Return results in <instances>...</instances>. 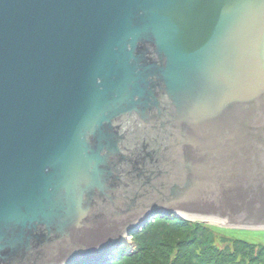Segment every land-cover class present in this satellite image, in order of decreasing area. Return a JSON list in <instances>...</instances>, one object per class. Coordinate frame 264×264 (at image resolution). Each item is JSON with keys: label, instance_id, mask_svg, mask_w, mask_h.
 <instances>
[{"label": "water", "instance_id": "water-1", "mask_svg": "<svg viewBox=\"0 0 264 264\" xmlns=\"http://www.w3.org/2000/svg\"><path fill=\"white\" fill-rule=\"evenodd\" d=\"M158 216L264 229V0H0V264Z\"/></svg>", "mask_w": 264, "mask_h": 264}, {"label": "trees", "instance_id": "trees-1", "mask_svg": "<svg viewBox=\"0 0 264 264\" xmlns=\"http://www.w3.org/2000/svg\"><path fill=\"white\" fill-rule=\"evenodd\" d=\"M222 231L202 222L159 218L135 235L137 250L113 264H264V245Z\"/></svg>", "mask_w": 264, "mask_h": 264}, {"label": "rangeland", "instance_id": "rangeland-1", "mask_svg": "<svg viewBox=\"0 0 264 264\" xmlns=\"http://www.w3.org/2000/svg\"><path fill=\"white\" fill-rule=\"evenodd\" d=\"M166 218H168V217H166ZM168 219L174 220V218H168ZM179 219H181V218H179ZM184 220H189V219L187 218ZM231 224H235V223H230V225ZM242 226H244V225H242ZM242 226L241 225H235V226L230 227V226L220 225V227L219 226H216V227L219 229L222 228L223 229L222 232H224L229 237L234 236V237L240 238L242 240L245 239V240L252 242V243L255 242V243L264 245V229H258V228L251 229V228H246V227H242ZM135 238H136V236L134 235V237L128 238L125 241L126 245H125V247H123L124 252L127 250H131V247L133 248V245L136 244Z\"/></svg>", "mask_w": 264, "mask_h": 264}, {"label": "bare ground", "instance_id": "bare-ground-1", "mask_svg": "<svg viewBox=\"0 0 264 264\" xmlns=\"http://www.w3.org/2000/svg\"><path fill=\"white\" fill-rule=\"evenodd\" d=\"M191 217H192V216H191ZM159 218L164 219L165 217L163 218V217H161V216H158V217L154 218L153 220L149 221L146 225H143V226L141 227V230H140L139 232H137V233H135V234H132V235H130L129 237H127V238L125 239V241H126L128 238H132V237H134V235H136V234L142 232L143 230L149 228V226H150L151 224H153V223H154L157 219H159ZM206 219H207V220H209V219L213 220V219H215V218H213V217H209V216H208V217H206ZM226 225H227V226H230V223H227V222H226ZM125 241L123 242V244H122L121 246L117 247L115 250H113L112 252L108 253L107 256H105L103 259H100V262H99L98 264H113V263L117 262V260H118V259H116V257H118L119 259H122V258H125V257L129 256L130 254H132L134 251L137 250V244H134V245H133V248L131 247V250H127V251L124 252V248H123V247H125V245H126V242H125ZM127 245H128V244H127ZM130 245H131V244H130ZM122 255H123V256H122ZM121 257H122V258H121Z\"/></svg>", "mask_w": 264, "mask_h": 264}]
</instances>
